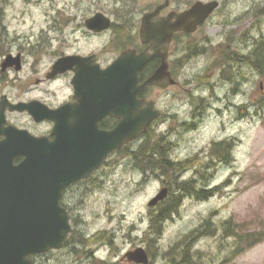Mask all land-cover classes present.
<instances>
[{"label":"rangeland","instance_id":"374dc122","mask_svg":"<svg viewBox=\"0 0 264 264\" xmlns=\"http://www.w3.org/2000/svg\"><path fill=\"white\" fill-rule=\"evenodd\" d=\"M0 6H5L10 36L35 42L50 32L43 0H0ZM263 7L264 0H225L213 21L190 37L202 53L180 71L179 86L157 96L166 114L151 125L150 137L163 136L169 159L179 164L178 178H197L210 197L186 196L179 213L165 223L157 242L159 250H151L147 232L156 207L148 202L163 186L171 185L144 174L131 158H113L87 183L74 187V194L66 200L71 207L73 238L83 239L77 243L81 250L72 253L76 242L70 241L66 249L34 255L35 264L90 263L93 258L88 260L84 253L91 249L94 257L109 261L104 264H136L124 256L140 246L149 253V264H173L166 250L207 218L211 230L196 232L189 244L195 264H264V239L244 244L232 236L233 228L243 235L264 234V77L248 65L226 62L227 43L232 44L231 50L248 54L264 33ZM19 78L26 80L24 75ZM236 79L239 84L234 83ZM63 83L57 82L54 88ZM3 91L20 96L16 87ZM19 121L33 127L27 118ZM193 121L194 127L189 125ZM219 140L232 144L229 164L211 152ZM204 169L206 178L202 179ZM163 178L170 183V178ZM99 231L101 239L86 238ZM102 240H111V244ZM94 264L101 263L94 259Z\"/></svg>","mask_w":264,"mask_h":264},{"label":"water","instance_id":"95a60500","mask_svg":"<svg viewBox=\"0 0 264 264\" xmlns=\"http://www.w3.org/2000/svg\"><path fill=\"white\" fill-rule=\"evenodd\" d=\"M219 6L218 1L197 2L176 21L149 22L147 16L142 38L154 47L170 41L174 31L195 32L198 26ZM171 19V18H170ZM172 20V19H171ZM148 55L125 54L106 71L90 77L76 76V97H82L98 114L93 118V132L81 134L79 124L64 119L65 111L76 106L49 108L38 101L9 104L0 102V264H33L31 255L60 250L73 227L69 210L61 204L64 190L72 183L88 178L103 165L109 154L128 141L145 135L149 126L161 116L154 101L138 97L147 85L167 87L175 83L164 64L144 83H139V70ZM60 59L54 65L53 77L64 70ZM125 72V73H124ZM28 111L37 122H55L51 140L36 136L15 125L6 126V108ZM71 107V108H70ZM73 108V109H72ZM106 114L117 116L118 125L111 131L98 128ZM89 139V145L81 144ZM22 158L18 162L17 159ZM163 187L149 202L158 205L169 195ZM129 261L149 264L150 256L142 246L126 254Z\"/></svg>","mask_w":264,"mask_h":264},{"label":"flooded vegetation","instance_id":"af4514ba","mask_svg":"<svg viewBox=\"0 0 264 264\" xmlns=\"http://www.w3.org/2000/svg\"><path fill=\"white\" fill-rule=\"evenodd\" d=\"M43 1L46 5L44 17L50 32H47V36L35 38V42L30 41L31 38L28 37L9 35L5 6H0V87L5 86L0 91V102L6 96L9 104L38 101L52 109L69 105L76 106L74 110L65 111L64 119L72 123L76 121L81 134L93 132V118L98 112L90 109V104L83 101L82 97H76V88L73 84L76 76L90 77L98 72L106 71L125 54L133 52L136 55L146 54L149 58L138 73L139 83L142 84L163 66L164 55H166L167 71L175 83L167 87L147 85L141 89L138 95L140 99L154 101L156 109L161 111V116L157 120L163 119L166 113L159 106L157 96L179 86L180 71H183L186 63L196 56V46L190 37L199 32L203 26L211 23L218 11L225 5V0ZM199 1L204 3L218 1L219 6L198 26L195 32L174 31L169 42H161L157 47H154L152 42L143 41L142 28L147 16L155 13L153 18H148L150 23L174 22L177 20L178 14L190 10ZM52 33L55 35L52 36ZM46 58L48 63H45ZM60 59H65L64 70L49 77L54 73L53 67ZM44 65L46 66L42 68ZM22 75L26 79L24 82L19 78ZM60 81L64 83L59 88H54ZM236 82L239 81L236 79ZM236 82L234 81V83ZM6 87H16L18 90L16 93L20 96L3 91L6 90ZM35 92L38 94H34ZM5 114L6 126L15 125L18 128L27 129L36 136H48L51 140L54 139V135H52L54 121L37 122L28 111H11L9 106H7ZM20 117L27 118L33 127L22 124L19 121ZM119 122L120 119L117 116L106 114L99 119L98 128L102 131H111ZM3 138L4 136H0V140ZM142 140L143 136L134 141H128L121 148L112 151L106 162L93 173L106 167V164L113 158L120 160V157H123V161H127L130 158V149L136 150ZM221 141H215L211 146V152L215 153L220 160L222 152L217 155L215 146L217 147ZM81 144L89 145V139H82ZM92 174L84 180L70 184L64 190L61 201L69 211L71 207L68 206L69 204L67 205L66 200L70 198L71 193L74 194V187L87 183V179L91 178ZM70 218L72 221L71 212ZM100 232L92 235L86 234V238L101 239ZM72 233L73 230L67 236L64 247L60 250L72 245L70 241L71 243L76 242L71 252L77 254L81 250L77 243L83 242V239L81 237L73 238ZM101 242L111 244V240H102ZM84 255L88 260L95 259V263H109V261L94 257L93 249ZM124 258L126 257L124 256Z\"/></svg>","mask_w":264,"mask_h":264},{"label":"trees","instance_id":"16d2710c","mask_svg":"<svg viewBox=\"0 0 264 264\" xmlns=\"http://www.w3.org/2000/svg\"><path fill=\"white\" fill-rule=\"evenodd\" d=\"M261 11H264V7ZM230 47H232V44L227 43V64H237L240 66L248 65L264 77V33H262V35L255 40L254 46L248 54H245V52L231 50ZM199 53H202V50L195 51L196 55ZM235 84H239V82H236ZM262 100L261 105H264V99ZM150 136H152V134L147 132L143 136V140L137 146V149L134 151L132 148L130 149L129 156L133 161L132 163L136 164V166L141 169L144 174L147 176L155 175L162 178L166 185H171L169 196L164 201L160 202L156 208L152 209L150 228L147 232L150 236L149 248L151 250H155L157 248L158 251L159 248L157 247V242L163 234L165 223L172 219L175 214L179 213L184 198L186 196H195L198 199H207L210 197L211 193L208 192L209 190L206 187H200L197 178L180 180L176 175L179 164L169 159L167 149L165 148L167 142L164 137L160 136L158 139L153 137L156 139L154 141ZM231 145L232 144L224 141L217 144V147L215 146L217 155H220L219 152H222V158L220 161L228 164L231 162ZM213 154L215 155V153ZM19 159L20 158H18V160ZM202 171L201 178L205 179V169ZM164 176L170 178V183L169 180H164ZM210 226L211 220L207 218L203 225L196 227L188 235L181 238L183 239L182 241H176L172 246H170L169 249L166 250V255L170 257L172 263L195 264L196 259L193 257L194 251L192 253L190 249V241L194 235H196V232H199L202 229L211 230L212 227ZM232 236L236 238V241H238L239 238L244 244H250V241H253V243L256 244L262 242L264 239L263 232L252 234L247 233L243 235V233H239L235 228H233ZM85 254H87V252H85ZM33 256L34 255L30 257L33 258ZM33 262L35 264L34 260ZM90 264H94L93 259Z\"/></svg>","mask_w":264,"mask_h":264}]
</instances>
